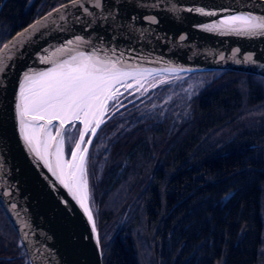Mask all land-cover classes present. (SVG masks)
Here are the masks:
<instances>
[{
  "label": "trees",
  "instance_id": "obj_1",
  "mask_svg": "<svg viewBox=\"0 0 264 264\" xmlns=\"http://www.w3.org/2000/svg\"><path fill=\"white\" fill-rule=\"evenodd\" d=\"M65 1L5 0L0 46ZM197 75L205 78L203 86L178 120L171 121V110L141 122V105L129 104L117 112L120 126L114 141L106 144L115 165L109 168L107 163L103 189L117 199L114 211L131 204L128 213L132 210L135 216L126 230L110 229L114 237L108 242L101 228L109 217L100 220L103 264H136L146 243L158 244V264H256L259 259L264 78L229 70L183 76ZM111 242L117 244L113 250ZM25 259L0 208V264H27Z\"/></svg>",
  "mask_w": 264,
  "mask_h": 264
},
{
  "label": "water",
  "instance_id": "obj_2",
  "mask_svg": "<svg viewBox=\"0 0 264 264\" xmlns=\"http://www.w3.org/2000/svg\"><path fill=\"white\" fill-rule=\"evenodd\" d=\"M100 5L96 7L95 0H80L73 6L67 0L26 24L0 46L12 42L0 53L5 65V71L0 72V208L17 235L27 264H102V254L88 199L92 222L73 193L21 136L15 105L25 72L46 71L53 62L99 49L101 56L115 51L128 64L156 70L155 77L229 70L264 78V34L239 35L223 28H204L231 15L264 17V0H100ZM149 17L156 23H150ZM37 21H41L39 27L30 28ZM181 35L184 40L179 39ZM77 37L80 42L68 44ZM247 56L252 59L246 60ZM44 58L49 62L42 63ZM168 67L184 71H160ZM53 124L58 126L59 121ZM75 124L78 130L83 128L79 121ZM69 127L65 125L66 130ZM95 135L86 133L82 147L86 144L89 150L92 142L88 144V137L93 140ZM52 144L49 152L54 153L55 142ZM74 147L75 141L68 152L64 146V160H71ZM40 149L43 153L42 144ZM51 162L55 169L54 155Z\"/></svg>",
  "mask_w": 264,
  "mask_h": 264
},
{
  "label": "snow or ice",
  "instance_id": "obj_3",
  "mask_svg": "<svg viewBox=\"0 0 264 264\" xmlns=\"http://www.w3.org/2000/svg\"><path fill=\"white\" fill-rule=\"evenodd\" d=\"M79 2L80 0H71L73 6ZM95 6H101L100 0H95ZM192 11L215 15V13H203L202 9H192ZM148 19L150 23H156L154 18ZM40 24L41 21H37L30 28L35 30ZM204 28L207 31L223 28L239 35L264 34V17L252 14L231 15L218 24L204 25ZM27 33L28 29L25 30V34ZM179 39L184 40L185 37L181 35ZM80 40L81 38L77 37L76 41L69 40L68 44L72 45ZM11 44L10 41L9 44L0 48V53H4ZM99 51L97 49L89 54L78 52L70 59L53 62L54 66L46 71L25 72L19 85L15 105L20 133L26 145L37 157L44 160L60 183L73 193L90 222L93 218L87 205L85 174L88 147L86 144L82 147L86 133L91 132L92 136L96 134L97 129L105 122L110 107L116 108L124 92L134 87L130 80L135 82L136 91L143 89L144 92L148 91L145 87L146 83L149 87L155 88L158 84L167 82L155 79L156 70L124 62L122 56L115 55V51L112 55L105 53L104 56L99 55ZM245 59L250 61L252 58L247 56ZM41 62L48 63L49 60L44 58ZM4 71L3 57L0 56V72ZM160 71L177 72L184 69L168 67ZM149 77H153L155 82H150ZM121 88L124 92H121ZM53 121H59V125H54ZM76 121H79L83 128L78 130L79 139L75 140V147L71 149V160L66 161L63 158L66 142L65 125L70 126L68 129L70 131L71 128L77 127ZM53 127H55V135L52 134ZM53 141L55 152L51 153L49 149L53 147ZM73 141V136H67L69 144ZM91 142L92 137L89 136L88 144ZM41 144L43 153L40 149ZM53 155L55 169L51 162ZM73 189H75L74 192ZM93 232L95 233L94 225Z\"/></svg>",
  "mask_w": 264,
  "mask_h": 264
},
{
  "label": "rangeland",
  "instance_id": "obj_4",
  "mask_svg": "<svg viewBox=\"0 0 264 264\" xmlns=\"http://www.w3.org/2000/svg\"><path fill=\"white\" fill-rule=\"evenodd\" d=\"M155 79L167 81L164 84H158L157 87L152 88L146 83L145 87L148 88L147 92H144L143 89L136 91V85L132 89H129L128 92H124V89L121 88V92H124V95L120 97V104L116 105V108L120 106H125V104H133L134 106L141 105V110L145 112L144 114H139L137 117L141 119V122L149 119V117L162 118L164 115L170 113L171 110H175V113L171 116L172 122L180 118L181 113H185L188 109V102L191 96L203 86L205 78L203 76H178V77H155ZM150 82H155L154 78H149ZM131 93V94H129ZM111 103V102H110ZM108 114V113H107ZM107 114L106 117L107 118ZM120 126V125H119ZM119 126L117 128H119ZM116 128V130H117ZM78 128L73 130H66V150L69 151L71 145L67 142V136L71 135L74 137V141L77 135ZM99 139V138H98ZM73 141V142H74ZM100 142L97 144H92L91 149L86 161V179H87V199L93 210L95 221L98 226L100 225V220L107 217L108 220L106 224L101 228L102 237H109V233L104 234L105 231L111 229L124 231L128 225L132 222L135 214L131 210L130 213H127V205L124 206V209L120 211H114V206L117 204V199L114 200V196L110 192L106 193L107 190L103 189V174L106 169V156L102 153ZM101 150V151H100ZM127 166V163L123 165ZM111 196V197H110ZM113 200V201H112ZM123 208V207H122ZM125 216L124 217V215ZM262 220L264 224V201L262 202ZM126 220L122 223V220ZM111 220V221H110ZM110 221V222H109ZM137 227H134L132 230H138ZM103 230V231H102ZM99 234V229H98ZM259 259L256 264H264V229L262 237V245L260 248ZM144 257L143 252H141L140 258ZM141 264H146L142 261Z\"/></svg>",
  "mask_w": 264,
  "mask_h": 264
},
{
  "label": "flooded vegetation",
  "instance_id": "obj_5",
  "mask_svg": "<svg viewBox=\"0 0 264 264\" xmlns=\"http://www.w3.org/2000/svg\"><path fill=\"white\" fill-rule=\"evenodd\" d=\"M128 106V104H125V106H120V107H118V108H111L110 107V109H109V112H108V114H107V118L105 119V122L100 126V128L98 129V131H97V133H96V135H95V137L93 138V140H92V143H91V145L93 144H96V142H97V144L99 143V141H101L100 142V146H101V150H102V153L101 154H104L105 156H106V165H107V163H108V165H109V168L111 167V166H114L115 164H112L111 163V158H110V147H107L106 146V144L107 145H110L113 141H114V139H112L115 135H116V130H115V128H117L119 125H120V123H117V121H118V119L119 118H121V115H118L117 114V112L118 111H120V110H122L123 108H125V107H127ZM116 109H118V110H116ZM123 127H124V125H122ZM74 129V128H73ZM72 129V130H73ZM99 138V139H98ZM90 145V148L89 149H91V146ZM105 148H104V147ZM103 149H105V150H103ZM100 150V151H101ZM88 153H89V150H88ZM88 156V155H87ZM104 179V178H103ZM102 181L103 180H101V185H102ZM130 205L131 204H129L128 206H127V208H126V211H127V213L129 212V208H130ZM125 216H127L126 215V213H125V215H124V217ZM124 221H126V220H124V218H123V220H122V223L124 222ZM96 226H97V229H99L100 230V228H99V226H98V224H97V222H96ZM111 229V228H110ZM113 230V229H112ZM116 232H118V230H115ZM157 231H158V229H156V231H155V234H157ZM106 233H109V237H106V236H104V239H105V242H108V241H112V239H113V233L109 230V231H105L104 232V234H106ZM99 235V234H98ZM110 245H109V249L111 250L112 248H114V247H116V245L117 244H114L113 242H111V243H109ZM125 243H122V244H120L121 246L122 245H124ZM127 245V244H126ZM141 248H139V251H138V262L136 261V264H141L142 263V261H144V262H146V264H158V258H157V253H158V244L157 243H146V244H141V246H140ZM101 248V247H100ZM113 250V249H112ZM24 252V251H23ZM141 252H143V256L144 257H141L140 258V255H141ZM102 254V253H101ZM23 254H19V256H22ZM102 259H103V255H102ZM25 261L27 262V260L25 259ZM102 264H103V262H102ZM105 264H107V262H106V260H105Z\"/></svg>",
  "mask_w": 264,
  "mask_h": 264
}]
</instances>
